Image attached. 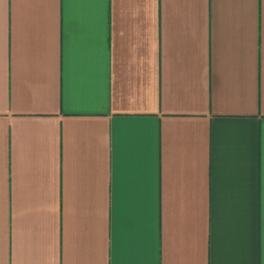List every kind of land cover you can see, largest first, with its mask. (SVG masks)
Masks as SVG:
<instances>
[{"label":"crops","instance_id":"crops-1","mask_svg":"<svg viewBox=\"0 0 264 264\" xmlns=\"http://www.w3.org/2000/svg\"><path fill=\"white\" fill-rule=\"evenodd\" d=\"M0 264H264V0H0Z\"/></svg>","mask_w":264,"mask_h":264}]
</instances>
